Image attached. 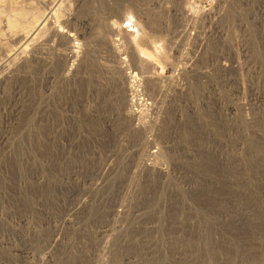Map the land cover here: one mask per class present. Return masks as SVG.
Masks as SVG:
<instances>
[{
  "label": "rangeland",
  "instance_id": "374dc122",
  "mask_svg": "<svg viewBox=\"0 0 264 264\" xmlns=\"http://www.w3.org/2000/svg\"><path fill=\"white\" fill-rule=\"evenodd\" d=\"M64 6L0 82V264H264V0Z\"/></svg>",
  "mask_w": 264,
  "mask_h": 264
},
{
  "label": "bare ground",
  "instance_id": "6f19581e",
  "mask_svg": "<svg viewBox=\"0 0 264 264\" xmlns=\"http://www.w3.org/2000/svg\"><path fill=\"white\" fill-rule=\"evenodd\" d=\"M49 1L51 0H21V1L0 0L1 2L0 6L2 9L1 11L6 12L4 14V17H1L0 15V18L1 19L3 18L1 20L0 29L3 28L6 30L5 36L3 34L4 30L2 29L1 31L3 32L2 35L4 38L3 37L0 38V56L2 54L7 61V63L5 62L6 66L4 65L6 69L4 68L5 70L0 72L2 73L0 74V82L12 78L11 76L15 78L16 76L15 72L18 71L20 67L25 66L27 63L26 61L28 59L33 60L32 62L37 64V67H39L38 65L41 66L44 64L46 66L51 67V63H48L42 57L43 54L44 55L47 54L46 53L47 51L48 52L51 51L52 46L49 44L50 40H54V39L61 41L66 40L68 42L69 44V47L67 49L68 52L66 51L67 54L63 55V58H65L66 60H69L70 58L72 59L73 57L76 58L78 56V48L80 47L79 44L74 43L75 38L73 35H70L69 31L67 32L62 29L63 27L62 24L66 22H68L69 24L71 23L70 21L74 20L75 18L74 14L71 13L72 10H70L72 8H68L69 12L66 17H65L66 13L63 12L65 14H64V18H62L63 17L62 11L63 8H65L64 5L66 4V2H69V0H56V1L53 0V2L54 1L56 2V3L54 2L55 4L53 3V5L49 4ZM40 5L42 6L44 5L47 10H43L44 11L43 13L41 12L39 13L38 8L40 7ZM67 6L71 7L69 6V4ZM36 8L38 9V11H36ZM14 11H16L15 15H11V12ZM32 11H35V15H33L34 13ZM29 12H32V14L31 13L30 14L33 15L32 17L35 16V18L33 20L29 19V21L24 25L21 23L20 20L28 19L27 18L28 15L31 16L30 14H28ZM25 14H28L27 17L25 16ZM23 15L25 16L24 19L21 18ZM9 17L11 18L10 20L8 19ZM18 18L21 19L19 20ZM11 29L12 31H10ZM10 46H14L13 48L14 50ZM9 48H11V50ZM21 56H23V59L25 58V56H27V58L23 60ZM141 58H139L140 61ZM20 59H22L23 61L20 62ZM72 68H73V62L71 61V64L69 66V71L67 72H71Z\"/></svg>",
  "mask_w": 264,
  "mask_h": 264
}]
</instances>
